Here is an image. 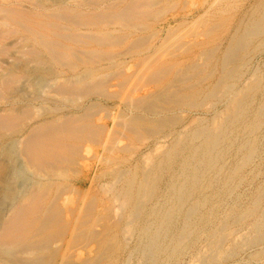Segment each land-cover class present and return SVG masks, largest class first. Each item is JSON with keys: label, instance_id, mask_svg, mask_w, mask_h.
I'll return each mask as SVG.
<instances>
[{"label": "bare ground", "instance_id": "bare-ground-1", "mask_svg": "<svg viewBox=\"0 0 264 264\" xmlns=\"http://www.w3.org/2000/svg\"><path fill=\"white\" fill-rule=\"evenodd\" d=\"M263 35L264 0H0V264L103 263L120 242L121 217L108 221L114 205L125 227L134 223L141 264L179 253L196 234L202 181L218 179L233 130H245L240 164L257 149L264 76L242 84V67ZM220 102L221 122L192 118ZM152 140L160 154L146 168L140 155ZM175 163L159 200L161 172ZM110 166L98 170L112 176L104 189L93 169ZM263 189L250 207L228 209L235 221L259 212L242 246L264 240ZM226 224L208 234L203 263L226 253L217 250L232 232Z\"/></svg>", "mask_w": 264, "mask_h": 264}, {"label": "rangeland", "instance_id": "rangeland-1", "mask_svg": "<svg viewBox=\"0 0 264 264\" xmlns=\"http://www.w3.org/2000/svg\"><path fill=\"white\" fill-rule=\"evenodd\" d=\"M239 1H243V0H239ZM263 38H264V35L262 36L261 40H260L259 37L253 40V43H254V46L256 47V50H254L253 52H250V53L249 52H245L244 53V61H247V59L249 61H247L246 65L244 67H242V69H244L243 71H245V78L243 79L242 84L245 83V82L247 83L250 79H252L254 77L255 74L257 76L258 75L264 76V47L260 44L261 41L263 40ZM252 53L253 54L255 53V54L253 55ZM259 97H260L259 94H257V97L254 100H252L253 102L250 101L252 103V104L250 103L249 106H248L249 109L251 108L250 110H253L255 107H257L259 105V103H258ZM223 105H224L223 102L222 103L221 102L217 103L216 106H215L216 107L215 111L214 110L213 111H207V112H204V111L202 112L201 111L202 113L200 112V113L196 114L195 116L193 115L192 118H194V119L202 118V120H200L201 122H199V121L196 122L198 125L199 124H209L210 125V123L212 125L213 123L221 122V120H224V114H225V112H224L225 109H224ZM252 106H253V108H252ZM246 117L248 119V118L251 117V115L246 116ZM206 121H207V123H206ZM261 123L262 124L259 127V129L253 133L254 137H253L252 141L255 142L256 148L258 150L256 149L255 152L253 153V156H252L251 160L249 161L250 163H248V162L242 163L241 162V164H240V161H242L244 159V154L246 153V149H247V145H246V143H244L245 139H241L242 132H245V130L238 129V127L233 130V134L234 135L233 134L232 135L236 136L237 140L232 144L231 148L229 149V152L226 153L227 155L225 154L223 159H222V162H223V160H224V162L222 163V167L223 168H222V170L220 172L221 174L218 173V174L215 175V177L218 178V179H214V181L212 183L213 185L211 184L210 186L209 185L207 186L206 180L202 181L203 195H201V199H202L201 201H202V205L203 206L200 208V213L202 214V216L200 218L196 217L197 218V223L195 224V227H196V230H197L196 234L193 233L192 235H190V238H187V239L183 240V242L179 246V249H180L179 253L176 251L177 253L175 252L174 254H172V257L170 259L162 258V261H161L160 264H261V263L263 264L264 263V251H263L264 250V240H262L261 242H259L255 246H252V245H250V246L248 245L247 246L246 245L247 246L246 247L245 244H244V246H242L243 244L241 243L242 239L250 237V235L253 234V233H251L252 230H251L250 226H251L252 221L257 217V214H259V212L254 214L255 217L253 215L249 216L247 218L245 216H243L245 220L243 219V217H241L239 219L240 221H238V220L235 221L233 216L229 217L228 216L229 214H227L228 213V209H230L229 211L231 212V211L235 210L236 208L238 210H240V209H245L247 207H250L252 200L255 198L256 195L258 196L260 194V192L262 191V189L264 188V131H262V130H264V118H263ZM194 125L195 124H193L192 126H194ZM258 131H260V132H258ZM243 134H245V133H243ZM245 137H246V135H245ZM242 140H244V141H242ZM152 142H153V140L151 141V143ZM240 143H242V144H240ZM150 144H149V146L144 147L142 149L141 155H140V159L143 157L142 161H143V159L145 160V164H143L144 165L143 167L146 166V168L149 165L150 160L155 159L160 154V149H156V150L152 151L154 146H153V143L151 145ZM243 144H245V145H243ZM239 145H241V146H239ZM234 146H236V147H234ZM238 147H239V149H238ZM244 147H246V148H244ZM180 155L182 157V155H184V152H182ZM154 156H155V158H154ZM239 159H241V160H239ZM234 161H236V163ZM178 166L181 167L179 165V163H175L173 165L174 168L171 167L173 170L170 169V168H164L165 170H163L161 172V174H162V177H160V184L161 185H160L159 191L155 195V197H159V200H162L164 198V196H163L164 195V190L168 187V184L171 182V180H173L174 177H176V175H178V173H179L178 172V169H179ZM240 167H241V169H240ZM103 168L105 169L106 167H102V168L101 167H94L93 174H92L93 175L92 179L95 182L97 180L98 183L96 182V184L97 185L100 184L99 187H103V188L105 187L104 189H106V186L107 187L110 186L111 183L113 182V180H112V176L110 174H105L103 176L101 175V172H99V171H101ZM107 168L105 170L103 169L104 171L102 170V173H105V171L106 172L111 171L112 169L117 168V167L110 166V167H107ZM110 168H112V169L110 170ZM125 168L126 167H124V169ZM226 169H228L229 172ZM81 172H83V173H81ZM81 172H79L78 175H76V177H78L77 179L82 178V176H83L82 179H84L86 177V172L84 170H82ZM161 174H160V176H161ZM224 174H226V175H224ZM173 175H174V177H173ZM224 176H226V177H224ZM108 178H109V180H108ZM99 181H101V182H99ZM110 181H111V183H110ZM221 182H223V183L228 182L230 184V186H229L230 188L229 189H231V191H230L231 194L228 193V192L227 193H223V191L226 192L227 183H226V185H224ZM102 183H103V185H102ZM224 186H225V188H224ZM263 191H264V189H263ZM105 192H106V194L108 196L105 194ZM105 192H104L103 196L105 195L104 197L110 198L109 197L110 196L109 192L108 191H105ZM116 203H118V201L115 202V204ZM115 206L116 205H114V207L112 208L110 214L108 215V218H109L108 221L109 222L110 221L111 222H115V221H118L120 219V217H121V219L123 221L122 224H121L122 227L121 226L117 227V230L119 232L118 240L120 239L119 241L122 242V239H126L125 240L126 248L123 249V251H122V250L119 249L120 248V246H119L120 242H117V241L116 242H111L112 244H110V249H111L110 253H111L112 257L110 256L111 258L108 257L107 259H104L103 263L100 262V264H109V263L113 264L116 260H117V264L118 263L119 264H123V263L125 264L126 260H127L128 264H141L140 261L142 259L138 256L137 252L134 251L135 246L137 244V240H139V235L136 232L137 230L135 229L134 226H132V228L130 226V225H134V223L133 224H130V223L127 224L126 225L127 229H126V227L124 225L125 224L124 221H125L126 215L122 214V211L120 209H118L119 207L115 208ZM216 206L218 207V209H217ZM232 206H233V208H232ZM260 208L264 209V193H263V197H262V199L260 201ZM213 211H216V212H213ZM236 212H238V211H236ZM214 213H216V214H214ZM206 214H208V215H206ZM224 214H226V215H224ZM211 216H213V218ZM221 216H222V218H221ZM217 218H218V220H217ZM126 220H127V218H126ZM211 220L213 221V223H212ZM223 221L225 223H227L226 224L227 227L226 226L225 227L226 228H230V230H228V229H225V230L227 232H229V233H230V231H232V232L229 235L230 238L227 236V238L222 241L223 243L221 242L219 247H217V250L221 251V252L224 251L226 253H224V255H222V256L219 255L218 258L215 257V256L214 257H210V258H212V261H211L210 258H208L207 261L209 263L208 262H204L203 263V260L199 259V258H201V256H199V255L205 254V252H207V246L208 245H206V244H208L207 242L209 241V238L207 236H208L209 233H211V231L214 232L215 229H217L218 226L220 225V223L223 222ZM216 224H217V226H216ZM120 227H121V229H120ZM131 229L133 231H131ZM173 229L174 228H172V229L170 228V231L165 236L166 243L169 242L171 244V242H173V238H174L173 236L177 235V232H176L177 230L173 231ZM212 229H214V230H212ZM131 232H133V234ZM213 232H212V234H213ZM122 235H125L126 237L122 236ZM170 235L172 236V238H171ZM133 236H135V238ZM123 237H125V238H123ZM134 239H135V241H134ZM127 240H129V241H127ZM235 242H236V245H235ZM114 245H117V246H114ZM133 246H134V248H133ZM117 247H118V249H117ZM182 247L183 248L185 247V248L183 249ZM201 250L204 253H201L202 252ZM197 253H199V254H197ZM127 257H129V258H127ZM196 258L199 259L200 263L198 262V260H196ZM215 258H217L218 260L215 259Z\"/></svg>", "mask_w": 264, "mask_h": 264}]
</instances>
